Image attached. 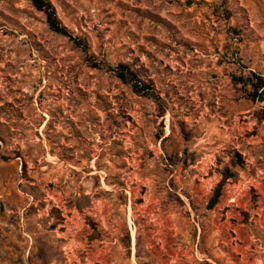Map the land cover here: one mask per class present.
<instances>
[{"label": "rangeland", "instance_id": "374dc122", "mask_svg": "<svg viewBox=\"0 0 264 264\" xmlns=\"http://www.w3.org/2000/svg\"><path fill=\"white\" fill-rule=\"evenodd\" d=\"M49 1L100 67L0 0V264H264V0Z\"/></svg>", "mask_w": 264, "mask_h": 264}, {"label": "trees", "instance_id": "16d2710c", "mask_svg": "<svg viewBox=\"0 0 264 264\" xmlns=\"http://www.w3.org/2000/svg\"><path fill=\"white\" fill-rule=\"evenodd\" d=\"M33 8L41 12L45 17V23L48 29L60 36L68 38L72 43L86 53L90 65L94 68L100 67V64L96 59L88 52V44L85 39L74 35L68 28L61 24L58 20L53 4L49 0H28ZM110 71L118 80L122 83L127 84L134 93L139 96L152 97L151 87L147 84H142L137 78L136 74L126 65L120 63L115 67L107 66ZM232 82L235 86L244 87L246 90V96L253 102L264 101V76L260 73L249 70L246 75H232ZM258 120H264V113L260 111L257 113ZM232 174L229 170L225 169L222 173V179L213 190V194L209 200L208 208H213L218 202V198L221 192V188L224 182Z\"/></svg>", "mask_w": 264, "mask_h": 264}]
</instances>
